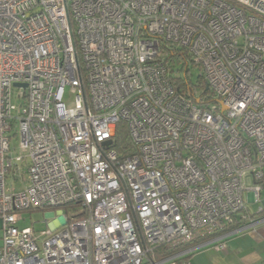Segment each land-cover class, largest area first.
Wrapping results in <instances>:
<instances>
[{"label": "built area", "instance_id": "2783aa9c", "mask_svg": "<svg viewBox=\"0 0 264 264\" xmlns=\"http://www.w3.org/2000/svg\"><path fill=\"white\" fill-rule=\"evenodd\" d=\"M263 190L264 0H0V264H180Z\"/></svg>", "mask_w": 264, "mask_h": 264}, {"label": "crops", "instance_id": "0c3cea01", "mask_svg": "<svg viewBox=\"0 0 264 264\" xmlns=\"http://www.w3.org/2000/svg\"><path fill=\"white\" fill-rule=\"evenodd\" d=\"M252 214L258 220L253 229L228 236L224 249L215 244L200 247L182 258L180 264H264V212Z\"/></svg>", "mask_w": 264, "mask_h": 264}, {"label": "rangeland", "instance_id": "374dc122", "mask_svg": "<svg viewBox=\"0 0 264 264\" xmlns=\"http://www.w3.org/2000/svg\"><path fill=\"white\" fill-rule=\"evenodd\" d=\"M193 73H194L193 81L194 83H196L199 78V70L194 69ZM65 99L66 101H71L73 99V96L70 95L69 88H66ZM14 143L15 145L18 144V140L17 139L14 140ZM17 186H20L19 182L17 183ZM261 193H262V199H264V190ZM246 202H247L246 206H248L250 212L252 213L258 212L260 203L249 202L247 194H246ZM80 212H81V207L79 205H67V206H59V207H47L45 209L25 210V211H21L23 219L21 220L19 226L20 227L31 226L34 227L35 229L43 230L48 228L49 222L52 223L56 219L64 222L65 217L70 219L75 215H78ZM2 234L3 232L0 229V238L2 237ZM1 243L2 241L0 239V245Z\"/></svg>", "mask_w": 264, "mask_h": 264}, {"label": "trees", "instance_id": "16d2710c", "mask_svg": "<svg viewBox=\"0 0 264 264\" xmlns=\"http://www.w3.org/2000/svg\"><path fill=\"white\" fill-rule=\"evenodd\" d=\"M170 54H172V53H170ZM192 77H193L192 75L187 74L183 78L175 80L176 88L186 96H192L193 93L198 91V90L207 91V86H206L207 83L203 77H199L198 81L196 83H193ZM114 147L116 149H118V151L120 153L127 151L130 149V147H132L130 139H129V135L127 132L126 125L123 122H120L118 124L116 142L114 143ZM69 205H76V204L73 203V204H69ZM242 222H243L242 218L237 217L235 223L233 225H231L227 231L237 228L238 226L241 225ZM207 238H204L202 240H197L193 243H190L187 246L191 247V246L197 245V244L201 243L202 241L207 240ZM169 254L170 253H166L164 250H161V252H159L157 258H162V257H165Z\"/></svg>", "mask_w": 264, "mask_h": 264}, {"label": "water", "instance_id": "95a60500", "mask_svg": "<svg viewBox=\"0 0 264 264\" xmlns=\"http://www.w3.org/2000/svg\"><path fill=\"white\" fill-rule=\"evenodd\" d=\"M106 143H107V144H109V143H110V141H106Z\"/></svg>", "mask_w": 264, "mask_h": 264}]
</instances>
